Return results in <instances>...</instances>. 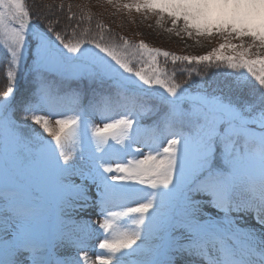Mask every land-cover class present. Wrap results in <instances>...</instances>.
<instances>
[{"label":"snow or ice","instance_id":"1","mask_svg":"<svg viewBox=\"0 0 264 264\" xmlns=\"http://www.w3.org/2000/svg\"><path fill=\"white\" fill-rule=\"evenodd\" d=\"M123 7L225 42L198 57L90 29L73 43L57 21H33L25 0H0L9 81L0 93V264H133V255L135 264H264V0ZM159 57L215 62L232 79L189 98L194 82L176 83ZM29 59L35 88L17 106ZM90 208L99 222L76 218ZM66 221L71 228H57Z\"/></svg>","mask_w":264,"mask_h":264},{"label":"trees","instance_id":"2","mask_svg":"<svg viewBox=\"0 0 264 264\" xmlns=\"http://www.w3.org/2000/svg\"><path fill=\"white\" fill-rule=\"evenodd\" d=\"M26 6L33 14V21H35V14L40 13L42 20L41 24L46 25L50 21H57L55 27L57 30L65 34V39L73 43L80 39H85L83 35L84 29H90L89 36H97L103 33L105 40L115 38L118 43L127 40L132 45H138L144 42L150 48H158L167 51L177 56H192L184 49H180L175 45H164L162 43H154L145 32L136 26L139 23L138 17L128 8L123 7L124 3H113L112 5H93L89 6L88 1L78 0H25ZM99 25H103L100 28ZM73 30L76 35L73 36ZM51 35V33H49ZM122 38V39H121ZM89 45V44H85ZM239 51V49H237ZM234 53L227 52L224 55H233ZM252 58H254L252 56ZM159 66L163 69L169 77L175 76V82L188 87L193 84L189 92L202 91L219 92L224 84L230 82L232 79V70L223 66L217 68L215 62L211 67L207 64H188L186 61H176L173 63L171 57L158 58ZM32 61L27 60L23 72L19 77L20 80L16 85L15 104L18 106L21 101L26 100L31 91L30 86L33 85V71L31 69ZM134 67L139 68L140 65L135 64ZM7 61L3 55L0 58V93H2L8 86L9 81L6 76ZM199 72V75L196 73ZM33 83V84H32ZM227 91V89H224ZM3 98L0 96V99ZM145 124H150L151 120H145Z\"/></svg>","mask_w":264,"mask_h":264},{"label":"rangeland","instance_id":"3","mask_svg":"<svg viewBox=\"0 0 264 264\" xmlns=\"http://www.w3.org/2000/svg\"><path fill=\"white\" fill-rule=\"evenodd\" d=\"M78 1H88L89 6L93 5H112L113 3H124V4H135L137 0H112V3H108V0H78ZM134 12V14L138 17L139 23L136 24L138 28H140L143 32H145V36L148 37L151 41L154 43H162L164 45H175L176 47L180 48L183 51H186L192 56H203L208 54L209 52L213 51L214 49H217L220 44L224 43L225 40L220 35H212V36H196L195 33L191 37H189L186 33L181 31L182 28V22L176 27L173 28V24L171 19H169L167 16H165L164 20L161 22L159 19V16L155 13H152L150 11H137L135 7L130 9ZM169 29H172V31H169ZM177 32H179V35H177ZM230 43L239 45L241 41L239 39H231ZM250 38H244V44L247 47L248 44H250ZM90 45H84V47H89ZM231 49H225L224 54L227 52H231ZM251 52L253 54V57L255 58V54L257 53V48H252ZM260 54L264 55V50H260ZM3 52H0V58L3 56ZM26 64V63H25ZM25 66V65H24ZM24 68V67H23ZM32 69V64H31ZM33 75V81H34V74ZM21 76V73H18V82L22 79L19 77ZM17 82V83H18ZM33 84V83H32ZM30 91L33 90V85L30 86ZM200 94L199 91L196 90V92H188L187 95L189 98L196 97ZM1 98L0 100H2ZM101 120V117L99 114H97L93 118L94 123H99ZM37 127V126H33ZM48 139H51L48 137ZM143 139H147V137H142ZM140 145H137L139 147ZM98 209L90 208L87 212L80 213L79 216H77V219L82 220H88L92 222L93 224L100 221V217L97 215ZM71 222L66 221L63 226L57 225V228L63 227L64 230H67L71 228ZM99 235V233H96L92 236V238L89 241V247L87 249V254L91 261H95V255L96 251L94 250V246L97 244L96 237ZM152 246H158L160 241H154L150 242ZM74 250H69L68 253L61 252V255L64 254H73ZM136 255H133L130 257V260L135 264V261L138 259Z\"/></svg>","mask_w":264,"mask_h":264}]
</instances>
